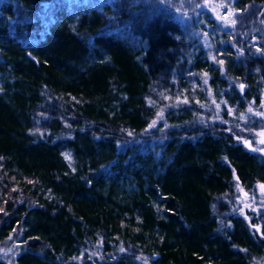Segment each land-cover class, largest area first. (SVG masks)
<instances>
[{
  "label": "trees",
  "instance_id": "trees-1",
  "mask_svg": "<svg viewBox=\"0 0 264 264\" xmlns=\"http://www.w3.org/2000/svg\"><path fill=\"white\" fill-rule=\"evenodd\" d=\"M258 48L264 0H0V264H264Z\"/></svg>",
  "mask_w": 264,
  "mask_h": 264
},
{
  "label": "snow or ice",
  "instance_id": "snow-or-ice-1",
  "mask_svg": "<svg viewBox=\"0 0 264 264\" xmlns=\"http://www.w3.org/2000/svg\"><path fill=\"white\" fill-rule=\"evenodd\" d=\"M162 3H168L169 0H161ZM210 0H205V6H208ZM199 7V5H197ZM219 7V8H223V7H228L229 8V11L226 15L224 16H221L219 15V13L217 12V15H216V19L222 21L224 23V25L227 27V26H235L237 21L235 18H233L235 15H236V12L233 11L231 9V7L229 5H226V4H220V5H217L216 7H214L212 10L213 11H216V8ZM177 11H180L179 8L176 9ZM247 9H244V11H246ZM238 11V10H237ZM185 15H187V13H185ZM258 52H264V49H260L258 48L257 49ZM212 59L216 62V63H219V64H223L224 61L222 60H217L215 56L212 57ZM193 75H196V74H193ZM207 73H203V76H204V83L207 84L208 83V80H207ZM240 87V90L243 91L245 85L243 84H240L239 85ZM3 89L0 88V91H2ZM165 99H169L171 100L172 98L171 97H164ZM177 99V104L179 103H184V104H188L190 101L185 97L183 100H180L179 97L176 98ZM197 104L200 103V101H195ZM155 102L154 101H149V104H154ZM213 104H215L216 108L219 109L220 108V105L216 103L215 100L212 101ZM222 103H227L226 101H222ZM202 107H204L205 105H201ZM234 110L232 109H229V113L231 114ZM249 112H252L253 109L251 107H249L248 109ZM255 115L257 116H260V117H264V112H257L255 113ZM218 118V117H217ZM241 119H244V116L243 114H241ZM164 119V109H160V111L157 113V119H154L150 124H149V128H152V127H155L157 125V123L160 121V120H163ZM226 123V121H225ZM229 131H231V129H229ZM129 136L133 135V133L129 132L128 133ZM257 136L261 137V139L258 141L259 144H262L264 145V130H261L259 133H256ZM237 140H242V142L244 143V145L246 147H248L249 149H251L252 151H259V152H264V148H253L252 146V142L250 140H247V139H243L242 137H236ZM65 159L68 160L70 162V166H71V154L70 153H64L63 154ZM2 159V158H0ZM73 171H75V169L73 168ZM237 180H238V177H237ZM29 183H32V181H29ZM237 188L239 191L243 192V188L240 187L239 184H237ZM258 188H259V191H260V194L262 196V198H264V183H260L258 184ZM13 191H16V189H13ZM244 196L247 197L248 196V193L247 192H244ZM251 199L253 201H255V196L251 197ZM6 203V201H5ZM262 204H264V199H262ZM244 207H248V208H251L252 205L249 204V203H244ZM4 209L3 208H0V212H3ZM240 211L243 213V209H240ZM253 211H258V209H253ZM250 219V218H249ZM252 227L254 229H256L257 231H259V228L257 225L253 224ZM261 235H264V233H260ZM9 239H12V237L10 236ZM9 251H12V249H9ZM121 251H124L123 248H121ZM246 251V250H245ZM72 259H78L77 257H73Z\"/></svg>",
  "mask_w": 264,
  "mask_h": 264
},
{
  "label": "rangeland",
  "instance_id": "rangeland-1",
  "mask_svg": "<svg viewBox=\"0 0 264 264\" xmlns=\"http://www.w3.org/2000/svg\"><path fill=\"white\" fill-rule=\"evenodd\" d=\"M182 18L183 23L185 24V28L187 29V32L191 35L195 34V29L193 28L192 21L193 18L190 14L185 15V16H180ZM198 35L202 34L201 32H196ZM203 38V35H202ZM205 41V38L203 39ZM207 44V42H206ZM260 117V116H259ZM261 130H264V122H261L260 125L258 126L257 133H259ZM261 137L257 136L254 141H252V146L254 148H264V145L259 144V140ZM245 200L244 197H242V202Z\"/></svg>",
  "mask_w": 264,
  "mask_h": 264
}]
</instances>
